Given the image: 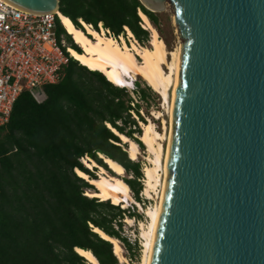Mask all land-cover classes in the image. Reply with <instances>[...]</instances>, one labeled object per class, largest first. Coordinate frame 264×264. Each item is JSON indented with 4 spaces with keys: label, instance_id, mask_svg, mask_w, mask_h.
<instances>
[{
    "label": "water",
    "instance_id": "1",
    "mask_svg": "<svg viewBox=\"0 0 264 264\" xmlns=\"http://www.w3.org/2000/svg\"><path fill=\"white\" fill-rule=\"evenodd\" d=\"M141 2L169 5L182 39L150 264H264V0Z\"/></svg>",
    "mask_w": 264,
    "mask_h": 264
},
{
    "label": "trees",
    "instance_id": "2",
    "mask_svg": "<svg viewBox=\"0 0 264 264\" xmlns=\"http://www.w3.org/2000/svg\"><path fill=\"white\" fill-rule=\"evenodd\" d=\"M59 11L82 30L80 19L96 26L103 21L115 34L126 25L145 43L152 33L140 24L143 12L162 33L160 12L141 0H60ZM58 25L70 37L69 46L82 52L59 17ZM135 83L138 97L147 100V90ZM44 91L46 98L40 102L24 90L9 122L0 126V264H89L78 247L91 251L100 264H121L112 242L94 227L122 241L132 257L138 241L122 234L123 220L127 212L131 218L142 215L87 195L96 187L76 168L97 177V167L82 163L88 156L114 174L101 154L112 158L132 175L124 179L135 199L144 203L141 162L130 158L128 144L109 126L143 147V129L133 117L135 112L145 121L141 105L126 88L75 58L62 80L47 84Z\"/></svg>",
    "mask_w": 264,
    "mask_h": 264
},
{
    "label": "bare ground",
    "instance_id": "3",
    "mask_svg": "<svg viewBox=\"0 0 264 264\" xmlns=\"http://www.w3.org/2000/svg\"><path fill=\"white\" fill-rule=\"evenodd\" d=\"M59 15L66 31L82 49V52H79L72 46H69L68 52H70L73 58L90 69L101 70L113 84L119 87H131V81H136L137 77L141 76L153 90L161 95L164 101L169 99V92L172 89L170 115L171 120H173L174 91L177 83L182 46H179L175 50H168L165 40L160 36L158 30L152 26L148 16L143 12H140V15L145 20L148 29L152 30L150 47L139 46L136 42L132 44L126 42L120 43L115 38L103 36L96 30L89 28L90 33L94 35L92 37L87 32H84V30L74 26L69 17L61 12H59ZM138 56L141 58V61H138ZM163 121L165 123V118ZM109 126L121 138L122 142L128 143L127 151L129 156L131 159L136 160L140 154L138 143L113 128L110 124ZM164 127H166V124ZM142 129L143 132L140 135V139L147 146V150L153 154V156L149 157L151 164L143 168L145 176L142 194L146 197H152L153 192L157 190V186H162L160 201L152 208L145 210V215L149 217L147 226L145 227L142 222L144 226L141 234L143 237L142 264H150L168 173V147L165 151L164 145L161 142L165 136L157 130L153 121L143 123ZM169 139L170 137L168 138V144ZM101 156L115 175H109L108 170L99 165L95 160H91V158L84 159L83 164L86 167H97L99 170L98 176L95 178L90 177L79 168L76 170L80 176L96 186V190H88L87 195L99 197L101 200L112 199L113 204H122L123 207H126V202H136L142 207L140 202L132 196L130 186L123 180V177H120L124 176L126 169L112 158L103 154ZM161 168L163 170L162 177L160 173ZM126 199L127 201H125ZM131 220V217L126 219L127 222ZM94 230L103 238L112 242L114 253L122 262L125 257L122 254L121 241L116 237L108 235L99 227H94ZM77 250L88 259L89 264H100L91 251L79 247Z\"/></svg>",
    "mask_w": 264,
    "mask_h": 264
},
{
    "label": "built area",
    "instance_id": "4",
    "mask_svg": "<svg viewBox=\"0 0 264 264\" xmlns=\"http://www.w3.org/2000/svg\"><path fill=\"white\" fill-rule=\"evenodd\" d=\"M58 17L59 12H33L0 0V126L9 122L14 103L24 90L38 99L37 91L46 95L44 87L64 77L73 56L64 35L58 37ZM80 22L92 37L89 28L120 43L141 44L126 25L123 32L115 34L103 21L97 26ZM140 24L148 30L143 18Z\"/></svg>",
    "mask_w": 264,
    "mask_h": 264
},
{
    "label": "rangeland",
    "instance_id": "5",
    "mask_svg": "<svg viewBox=\"0 0 264 264\" xmlns=\"http://www.w3.org/2000/svg\"><path fill=\"white\" fill-rule=\"evenodd\" d=\"M152 26H154V25L152 24ZM154 28H155V26H154ZM160 29L162 30V33L160 34V36L165 38L166 40H168V45H167L168 50H175L179 46L181 47L182 39L179 37V35L177 33V29H176V26H175V23L173 20V12H172V9L169 5H167V7L164 11L160 12ZM149 31L152 33V30H149ZM84 32H85V30H84ZM57 34H58L59 39H61V35L63 34L68 45L70 44V37L63 31V29L60 25L57 28ZM71 38H72V36H71ZM73 41H74V39H73ZM74 43H75V41H74ZM127 43L130 44V42H128V41H127ZM136 44L139 46H147V47L151 46L150 40L145 42V43L141 42V44H139V43H136ZM137 58H138V61H141V58L139 56ZM91 70H93V69H91ZM136 81L139 82V88L147 90L148 99L144 101L138 97V95L134 89H131L132 87L126 88V91L129 93L130 96L138 99V102L141 105V107H140L141 114L143 115L145 121H141L135 112H133V117L139 120L141 127L143 126V123H145V122H149V121L154 122L157 130L159 132H162L163 135L165 136V138L162 139L161 142L164 145V148L166 151L167 147H168V138L170 137V132H171V128H172V122H171L172 120H171V115H170V101L172 98L171 97L172 96V89L169 92L170 94H169V99L167 100L168 101L167 102V101H164V99H162L161 95H159V93H157L155 90H153L152 87H151L152 89H148L147 82L141 76H138ZM135 85H136V83H135ZM135 88H136V86H135ZM164 118H165V123L163 121ZM165 124H166V127H164ZM137 135H139V134H137ZM126 144H128V143H126ZM139 151H140L139 157L135 161H140L142 168H144L146 165H150L151 162L149 160V157L151 155L153 156V154L147 150V146L145 144L143 147L139 146ZM84 159H90V157L88 158V156H87L86 158L84 157ZM84 159H81V160L83 161ZM91 160H93V159H91ZM89 168L94 169L95 167H93V168L89 167ZM98 173H99V170L95 171L96 176H98ZM108 173H109V175L112 174L109 171H108ZM160 173H161V177H162V175H163L162 168H161ZM113 175H115V173ZM131 177H132V175L127 173V172L123 176V178H131ZM143 181H144V179H143ZM161 189H162L161 185L157 186V190L153 192L152 197H146L141 193L142 198L144 200V203H140L142 207H140L139 204H137L136 202L135 203L134 202H127L126 203L127 205L124 208H130L131 212L141 214L142 218H132V220L130 222H127L126 219H128L131 216H129L128 212L124 216L123 228L121 229V232L124 236L129 238L131 241L137 240L139 247L137 248V252L134 253L135 256L130 257L129 251L127 250L126 246L121 241L122 254L125 257L122 262L120 261L121 264H142L143 237L141 236V234H142L143 227L144 226L146 227L147 223L149 221V217H147L145 215V210L152 208L153 206H155L160 201ZM132 196L134 197L133 193H132ZM134 199H135V197H134ZM110 201L112 203V200H110ZM121 207H123L122 204H121ZM142 222L144 223V226L142 225Z\"/></svg>",
    "mask_w": 264,
    "mask_h": 264
},
{
    "label": "clouds",
    "instance_id": "6",
    "mask_svg": "<svg viewBox=\"0 0 264 264\" xmlns=\"http://www.w3.org/2000/svg\"><path fill=\"white\" fill-rule=\"evenodd\" d=\"M80 29H81V28H80ZM133 82H134V85H135V82H136V81L133 80ZM83 158H84V157H83ZM83 158H82V159H83ZM76 169H77V168H76ZM121 177H123V176H121ZM123 180L125 181V179H123ZM125 182H126V181H125ZM126 183H127V182H126ZM108 200H110V199H108Z\"/></svg>",
    "mask_w": 264,
    "mask_h": 264
}]
</instances>
